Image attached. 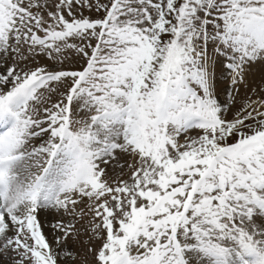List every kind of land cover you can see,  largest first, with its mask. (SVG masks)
Returning a JSON list of instances; mask_svg holds the SVG:
<instances>
[{"label": "snow or ice", "instance_id": "obj_1", "mask_svg": "<svg viewBox=\"0 0 264 264\" xmlns=\"http://www.w3.org/2000/svg\"><path fill=\"white\" fill-rule=\"evenodd\" d=\"M0 264H264V0H0Z\"/></svg>", "mask_w": 264, "mask_h": 264}]
</instances>
